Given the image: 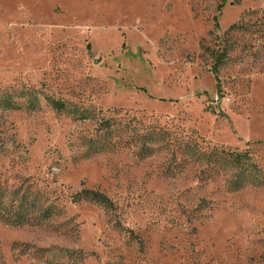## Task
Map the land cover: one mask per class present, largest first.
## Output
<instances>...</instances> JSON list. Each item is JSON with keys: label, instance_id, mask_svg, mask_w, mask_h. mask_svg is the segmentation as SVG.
Returning a JSON list of instances; mask_svg holds the SVG:
<instances>
[{"label": "rangeland", "instance_id": "374dc122", "mask_svg": "<svg viewBox=\"0 0 264 264\" xmlns=\"http://www.w3.org/2000/svg\"><path fill=\"white\" fill-rule=\"evenodd\" d=\"M22 201L0 264H264V0H0Z\"/></svg>", "mask_w": 264, "mask_h": 264}, {"label": "trees", "instance_id": "16d2710c", "mask_svg": "<svg viewBox=\"0 0 264 264\" xmlns=\"http://www.w3.org/2000/svg\"><path fill=\"white\" fill-rule=\"evenodd\" d=\"M224 3L220 5L222 7ZM213 72L216 75V78L218 80V74L216 67L213 68ZM218 88H220V83L218 82ZM221 153H224L221 151ZM242 169H246L241 165ZM80 199L83 200H89V201H95L96 203H99L101 205H104L105 207H109L111 205V200L102 192L92 189H82L79 193ZM24 202H20L19 204L12 203L10 207L1 208L0 209V220L6 222L10 225H23L25 223H28V221L31 220V212H29V207H32V205L27 206L26 209L23 207ZM3 209V213H2Z\"/></svg>", "mask_w": 264, "mask_h": 264}]
</instances>
